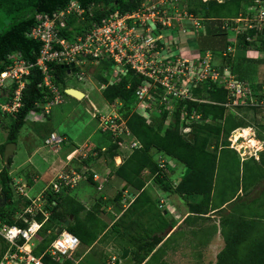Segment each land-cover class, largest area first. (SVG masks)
I'll return each instance as SVG.
<instances>
[{"label":"trees","instance_id":"obj_1","mask_svg":"<svg viewBox=\"0 0 264 264\" xmlns=\"http://www.w3.org/2000/svg\"><path fill=\"white\" fill-rule=\"evenodd\" d=\"M71 1L0 0V73L10 63L8 56L11 53L20 52L26 60L31 62L37 61L42 42L28 36L31 28L37 24V15L39 13L54 15L58 10L67 8ZM75 1L81 8H86L84 16L81 17V15L74 13L67 18V26L59 27V34L71 42L77 35L82 34L85 28L91 27L94 22L101 23L110 13L115 11H120L121 13L133 11L138 9L143 2H146V0ZM185 1L184 9L193 16L200 18L203 26L205 23L204 28L202 26L199 31L205 29V27L208 29L207 32L201 31L196 41H191L190 43L193 48H196L197 54L204 55L207 51L220 54L228 50L231 41L228 39L229 34L227 27H224L225 23L238 17L246 10L247 6L256 3L258 0ZM248 36L252 40H248ZM240 44V47L244 50L251 47L264 50V29H250L246 30L245 33H241L238 40V45ZM182 54L185 55L184 52ZM228 56L231 57L232 55L229 54ZM106 64L111 65L112 63L101 61L98 65L97 73L94 74L95 78L101 83L109 81L107 76L100 74V69L107 68ZM213 66L216 70L219 69L220 73L224 72V69L220 66ZM50 67L54 75V83L65 94V89L68 86H64L62 89L60 84L66 77L65 73L68 72V69L63 64L56 62H51ZM231 68H234L232 62ZM27 78L20 108L11 113L1 112V116H8L11 119L10 123H4V128H7V134L6 141L0 148L2 158L6 143H17L20 131L28 121L29 112L32 109H41L39 108V104H44L48 101V97L53 96L43 84L44 74L39 66H34ZM239 78L243 80L241 77ZM143 81H145L144 75L133 73L129 69V72L118 82L109 84L104 88L102 94L110 103L121 100L123 105H129L137 99L136 90ZM152 85L151 93L155 97L160 94L159 89L162 85L153 81ZM154 85L158 86L156 90ZM253 87L263 89L262 83L260 86L253 85ZM261 91L263 94L260 97L264 98V90ZM192 94L205 100L193 101L188 97H176L177 101L173 110H170L166 103L163 102L160 114L153 113L150 118L141 114L137 109L130 112L126 118L124 117L133 138L139 141L140 145L135 147L123 159V162L116 167L114 173L125 181L124 188L132 187L139 190L140 193L129 209H127V212L113 224V229L121 227L120 225H125L124 218L126 214L133 211L132 209L136 204L142 206L145 203L148 205V203L153 202L150 196L147 195V190L144 189L146 180L143 174L146 171L153 175V181L164 191L178 193L187 199L190 213L196 215L192 216V218L201 217L202 213L209 211L212 192L216 182V170L219 164L218 149H231L237 154V151L230 147L228 138L234 129L243 125V121L235 120L233 115L229 114L226 105L230 100L229 90L225 86H219L215 80L211 79L210 83L203 87L200 85L195 86ZM255 95L258 96L257 92H255ZM153 103L155 104L154 100H152L149 111H151ZM193 112L199 113L201 117L199 119H192L191 115ZM260 112L262 120H259L258 123L264 133V109ZM183 115L185 117L184 120H182ZM48 119L49 116L46 117L45 121H48ZM248 128L245 127L244 129ZM45 132L47 135L44 138V143L45 139L53 131L46 129ZM110 135L112 139L106 145V148L99 147V149L95 148V150H99L98 152L100 153L98 155H106L108 160L113 161L115 156L119 154L118 150L123 138ZM240 135L239 132V135L237 134L236 136ZM249 136H251L250 131L246 133L245 138ZM259 136L260 139H262L261 137L264 138L260 134ZM90 155L84 161L89 160ZM162 159H166V166L164 167L161 166ZM170 159L183 164L185 167V172H180L177 183L171 178V176L174 177L172 173L175 172V168ZM234 161L235 170L236 172L241 170L242 178H240L238 173L237 178H234V183L231 180L229 185L218 184V186L224 188L225 193L229 191L234 192L238 187L236 184L240 180L243 181L244 188L247 189L264 179V150L261 152L258 160L252 157L243 162L242 165L235 156ZM11 163L12 158L10 157L9 164L11 165ZM168 171L171 175L168 174ZM23 174L25 176L23 178L26 179L32 176V174H27V172H23ZM0 179L2 194L6 197V201L0 206V221L9 225L27 226L28 223L25 221V218H30V215L25 213L24 210L27 206L33 204V200L23 196V194H19L20 198L16 199L17 201L15 202L14 192L17 183H15L14 178L10 175L9 167L6 164L0 169ZM89 179L93 181V174L89 175ZM227 179L231 178L225 177L224 180ZM71 190V187H65L60 192H54L51 189L44 191L41 199L44 203V210L48 211V218L44 220L40 230L43 238L34 248L36 254L41 255L45 252L46 248L58 236L56 229L59 226H64V222L71 215H73L71 223L68 227L64 226V229L74 233L80 238L81 242L88 245H91L96 240L98 234L90 227L93 222H102L99 217L100 207L98 206L101 203L98 202L88 209L82 202L72 196ZM225 193H222V195H225ZM119 195L120 193L115 198H119ZM223 197H227V194ZM22 204L25 206L24 208H21ZM37 212L35 218L42 221L45 218L43 212L39 210ZM156 217L158 219L157 222L159 221L157 225L158 230L166 231L169 225L166 216L159 211L156 213ZM262 217L264 215L257 214L253 217L246 213H238L237 211L223 215L221 231L226 245L217 255V264H264V223L258 221L264 220ZM135 221L133 219L130 224L135 223ZM136 223L135 225L140 229V232L144 233V237L149 236L147 242L139 246V250H133L132 259H135L140 264L162 240V237H151L149 232L152 231L150 228L147 229L141 226L144 225L141 221H137ZM79 226H82V228H78ZM105 228L106 226L103 229ZM1 238L3 239V237ZM2 242V247L0 246V258L8 247L5 240ZM48 258L52 257L46 253L44 261L47 263ZM163 263L167 264L165 261ZM61 264H74V262L73 259L65 258Z\"/></svg>","mask_w":264,"mask_h":264},{"label":"built area","instance_id":"obj_2","mask_svg":"<svg viewBox=\"0 0 264 264\" xmlns=\"http://www.w3.org/2000/svg\"><path fill=\"white\" fill-rule=\"evenodd\" d=\"M170 3L168 0H150L148 3L143 2L138 9L133 11L112 12L101 23L94 22L91 27L85 28L83 33L77 35L72 42L59 34V27L67 26V18L74 13L83 17L86 8H81L75 0H72L67 8L58 10L54 15L39 13L36 17L37 24L28 32L29 37L42 42L37 61L26 60L20 52L11 53L8 56L10 63L0 73V90L3 94L1 96H5L7 99L3 105V113L15 112L22 105L23 89L28 80L27 76L31 73V69L34 66H39L43 72V84L53 96L48 97V101L44 104H39L41 109H32L28 114V118L45 120L51 113L52 106L63 101V92L53 80L51 62L67 65L73 63L77 67L90 61L97 63L101 61L110 62L112 64H106L107 68L105 70L106 73H110L112 80L118 74L128 73L129 69L133 73L144 75L145 81L138 86L136 94L139 100L146 99L147 105L141 107L145 111L151 106L152 100H154L151 98L153 85L150 88L148 87V84L152 83V81L158 82L167 88L175 81V77L180 80L185 78L187 73L209 78L212 76L213 72L211 70L213 68L216 71L215 73L224 75L225 71L220 73L219 69L216 70L213 65L211 66L212 51H207L203 56L195 53L197 58L193 57L191 53L184 55L186 56L185 58L182 56V58L178 57L176 59L173 56L160 58L161 50H166L167 45L168 48L170 47V40L167 35L177 34L180 29L185 33L187 32V26L182 23L183 20L191 19L195 25V30H192L195 32H198L203 26L200 18L193 16L186 9H183L182 13L177 12L176 9L173 10V7L169 6ZM180 23L182 27L179 26ZM152 24H154V27ZM224 27L232 31L236 29L237 33H243L248 29H264V1L258 0L256 3L250 4L245 12L226 22ZM247 39L251 40L249 36ZM229 40L231 41V39ZM232 45L235 44H231L228 50L224 51V54L232 51ZM175 61L176 63H174ZM190 63L191 67L196 71L206 65V69L209 70L208 75L195 73L194 70L190 71ZM212 80L216 79L212 78ZM9 81H12L10 89H8L7 85ZM102 87H105V85H102ZM154 87L155 89L158 88L155 85ZM226 87L230 95V100L226 103L227 106L239 105L241 102L247 103L246 97L249 96L251 91L246 81L235 78L229 81ZM176 96L181 97L180 94ZM254 96L258 98V96ZM147 97L149 98L147 99ZM184 97L192 99V93ZM200 117L201 115L196 112L191 115L192 119H199ZM184 118L183 115L182 120ZM100 128L104 131H109L114 137H119L129 132L125 120L116 112L101 115ZM64 138L52 132L45 139V144L58 148L64 142ZM231 141V147L240 153L239 146H237L239 140L237 138L233 140L232 138ZM139 145L138 141H131L128 148L129 153ZM258 150L250 152V154L247 151L241 158H246V154L254 155L258 158ZM86 154L87 152L85 151L83 155L86 156ZM117 159H120V155ZM161 166H166V159L161 160ZM82 177H84V174L76 170L60 171L45 190L51 189L54 192H60L65 187L72 188ZM98 177L97 173L94 174V178L98 179ZM99 188H102V186ZM19 190L22 194H26L21 186ZM38 210L43 211L45 216H48V212L44 210V203L39 199L33 200V204L25 208L24 212H28L35 217ZM25 221H28V219L25 218ZM41 225L42 223L34 218L27 227L0 224V235L8 243L7 250L0 259V264H48L44 261L46 253L54 259L72 257L79 248L81 240L77 235L66 229L58 233V236L43 254L38 255L34 252L35 238ZM115 260L116 257L113 256L110 264L114 263Z\"/></svg>","mask_w":264,"mask_h":264},{"label":"rangeland","instance_id":"obj_3","mask_svg":"<svg viewBox=\"0 0 264 264\" xmlns=\"http://www.w3.org/2000/svg\"><path fill=\"white\" fill-rule=\"evenodd\" d=\"M150 0H147L146 3H148ZM152 1H158V0H152ZM171 2L169 6L173 7V10L176 9L177 12H181L184 9V4L186 3L185 0H168ZM245 12V11H243ZM182 23L186 24L187 32H183L182 29L178 31V33L168 36L169 37V43L170 47L168 48V45L166 46V50H161L160 58H165L167 56L174 57L175 59L178 57H186L182 55V52L187 54H193V57L197 58V51H195V47L193 48L190 43L191 41H196V38L199 34H201V31L207 32L208 29L205 27V29H202L201 31L195 32L194 28L195 25L191 19H185ZM154 27V24H152ZM181 26V23L179 24ZM205 26V23H204ZM203 26V28H204ZM182 27V26H181ZM223 27V26H222ZM194 29V30H192ZM243 30V29H241ZM237 33L236 29L233 31L228 30V39H231L232 45V51L228 52V54H224V52H221L220 54H214L211 52V66L212 65H218L222 69H225V74L221 75L219 73H215L214 69L212 68V77L213 79H216V82L219 86H224L229 81L241 77L243 81H246L248 83V88L251 91L248 97H246L247 103L241 102L239 105H232L227 106L229 114L233 115L235 120H242L243 125L241 127H238V129L231 132V136H229V139L233 138L235 140L237 138L238 144L240 149L239 151L234 152V150L226 149L222 150L221 148L218 149V158H219V164L217 166L216 170V181L220 185H229L230 181L232 180L233 183L235 182L234 178H237L238 173L240 178H242V172L237 171L235 167V156L239 159L241 164L243 165V162L241 161V156L244 155L247 151L255 152L259 148L261 149V142L258 141L259 134L261 136H264L262 128L259 125V120H262V114L260 111L264 109V98L260 97L263 93L261 90L263 89L256 87L254 88L253 85H259L262 83V86H264V50H258L254 47L248 48L244 50L241 48V44L238 45L239 35L241 34ZM195 34V35H194ZM252 40V38H251ZM233 41V42H232ZM232 55L229 57L228 55ZM203 56V55H201ZM181 57V58H182ZM217 61V63H216ZM191 62V61H190ZM231 62L233 65V69L231 68ZM176 63V61L174 62ZM87 64V65H85ZM174 65V64H173ZM206 65H204L199 70H194V68L191 67L190 63V71L194 70L195 73H204L205 75H208L209 70L206 69ZM97 62H86L83 65H78L76 71H72L70 73L66 72L65 78L63 82L60 84L61 88L63 89L64 86H72L78 89H81L85 91L84 93L86 96H82L80 98H76L71 96L70 94L63 93V101L58 104H54L51 109V113L48 115L49 119L48 121L45 120H37L28 118L27 123L22 127L20 131V135L18 137V141L16 143V149L15 153L11 156L12 163L11 165H8L6 162H4L1 154L0 149V169L3 168L4 164H6L9 167V172L12 178H14L15 183L17 181V177L19 175L24 174L23 172H27L32 174L34 172L40 171L41 174L46 171L51 164L53 163L54 159H56L55 162H58L59 160H63L62 158H65V153H67V149L65 148V151L63 152H55L52 149H56L54 147L48 146L44 143V138L47 135L45 132L46 129L49 131H53L56 134L60 136H66L68 143L70 144V148L78 147V150H81L82 153H84V147H82L83 141L86 140L87 137H91L93 140L99 139V141L106 143L105 145H108L111 141V133L109 131H104L99 128L100 126V115H108L115 110L117 113H119L123 118L127 117V115L134 111L138 110L140 111V108L142 106L147 105L146 99H135V101L132 104L129 105H123V102L121 100H116L115 104L112 105L109 101L106 100L104 95L102 94V90L100 88V83L96 80L95 76L93 75L94 72L97 73L98 70ZM92 73V74H90ZM100 74L104 76V69H100ZM124 74H118L115 76L114 82H118ZM204 78L202 75H197L193 73H187L185 78H181L178 80V78L175 77V81L170 84V87L165 88L162 86L159 89V95L153 96L151 94V98L154 99L155 104L152 105L151 111H145L141 110L143 114L147 116V118H150L152 114H160L161 112V104L163 102L166 103L167 107L170 110H173L175 102L177 101L178 94L181 95V98L185 95H190L192 93V90L195 86H205L206 84L210 83V80L212 78ZM202 78V79H200ZM11 82H7L8 89H10ZM152 83L148 84V87L150 88ZM156 90V89H155ZM172 92V93H171ZM255 92L258 94V98L255 97ZM2 91L0 90V145L3 144L6 141V134H7V128H4V123H10V117L8 116H1V112H3V105L6 103L7 99L5 96H1ZM149 97H147L148 99ZM159 98V99H158ZM238 102V101H237ZM164 103V104H165ZM94 104L93 108L89 105ZM243 127H249L248 129H244ZM248 131L251 132V136L248 138H245L246 133ZM240 136H236L237 134ZM243 136V137H242ZM256 137V138H255ZM123 141H125L127 144H130L131 140H135L133 138L132 134H127L122 137ZM240 138V139H239ZM264 139L263 137H261ZM228 139V140H229ZM89 141V140H88ZM231 142V141H230ZM259 142V144H258ZM263 142V141H262ZM7 144V143H6ZM65 146L66 144H62ZM255 146V147H254ZM257 146V147H256ZM81 147V148H80ZM1 148V146H0ZM212 148V147H211ZM228 148V147H226ZM264 149V145L262 147ZM76 150V151H78ZM128 149H125L124 147L120 146V150L118 152L121 154L120 159H124L125 155L128 154ZM75 151V152H76ZM249 152V154H250ZM262 152V151H260ZM249 154H246L247 156H250ZM260 156V153L258 154ZM255 157V156H253ZM82 159V158H81ZM104 159V158H103ZM245 159V158H244ZM243 159V160H244ZM256 160L258 158L255 157ZM105 160V159H104ZM172 163V159H170ZM88 161V160H87ZM80 164L77 163V165ZM114 169H116L113 166ZM177 171L178 169L182 172H185V167L178 165L174 167ZM108 172V169L106 170ZM181 172V173H182ZM168 174L170 172L168 171ZM173 176L171 178L175 180V182L179 181L178 174L179 172L172 173ZM33 175V174H32ZM28 176V175H27ZM22 177V178H23ZM225 177L231 178L224 180ZM148 178V175L145 176V179ZM233 178V179H232ZM117 181L120 183V178L117 177ZM150 181H153L150 180ZM1 183V179H0ZM99 184V183H98ZM153 184V182H152ZM1 186V185H0ZM264 181L262 182L261 186L256 190V195L253 197H248L245 200V197L242 199L244 200L241 203H234L232 205V208H237L239 210V213H246L251 216L264 215V191L263 190ZM16 190L14 192V200L19 199V194H21V191L19 190V186H15ZM159 187V186H158ZM160 188V187H159ZM28 190V189H27ZM110 194L114 195V190L111 192V190H108ZM28 192V191H27ZM72 193L74 194V197H78L81 201H83V204H87V198L86 195L89 194L91 197L93 195H96L98 197L100 195V192L97 190V186L94 184H90L88 181L84 180L80 183L78 187H76ZM103 193H107L104 191ZM160 194H164L163 191L160 192ZM76 195V196H75ZM166 195L170 196L171 193H166L164 198L167 200H164V206H167V202H171L173 198H169ZM76 197V198H77ZM77 198V199H78ZM179 200V198H178ZM85 204V205H86ZM89 206V205H87ZM86 206V207H87ZM144 206V205H142ZM141 205L136 204L135 207H133V211H130L126 217L124 218V224L128 225L132 220L130 219L131 216H129L131 213L135 212L136 214H141L143 211H146L142 208ZM165 206V207H166ZM247 206V207H246ZM251 206V208H249ZM147 208V207H146ZM148 212L146 213V219H144L145 225H141L143 227H146L147 229H154L156 225H158L159 221L157 222L156 219V213L154 212L153 207L148 208ZM238 211V210H237ZM168 218H172V215H168ZM264 218V217H262ZM173 219V218H172ZM264 223V222H263ZM137 224V223H136ZM104 226H106V223L103 221L99 222H93L92 226L90 227L95 233L99 234V232L104 230ZM208 226L207 228H209ZM78 228H82V226H79ZM122 227H115V229L112 228L111 231L105 232L104 237L101 238V241L98 245L94 246L92 250L88 251V247H80L76 251V254L73 256V261L77 262L76 264H108L111 257L113 255L120 256V254L124 251V246H127L128 248H131V245L134 246V243L130 238H128V234L133 232V229H128L127 231H124L121 229ZM199 228V227H198ZM195 228V229H198ZM90 229V230H91ZM136 232L140 233V230L138 228L135 229ZM124 231V232H123ZM211 231V230H210ZM144 236V233H143ZM185 240H190L192 244V253L194 255L186 257L188 255H183V253L178 254L177 256L172 255L170 257V264H217V252L221 249L223 246V243L221 240L215 239L213 243L210 245L211 249L210 252H208L209 257L202 259L201 263H198V254L201 252V246L199 245V242H203V239L206 237V232L204 230H195L193 232H185L181 235L177 236ZM130 240V244L128 245ZM4 241L0 237V246L1 243ZM165 245L163 249L166 247ZM169 246V245H168ZM197 246V247H196ZM2 247V246H1ZM126 247V248H127ZM160 250V253H156L154 257L150 259L148 264H164V263H157V260L160 261V254H164L166 251L169 250L168 248H165L164 250ZM122 251V253H121ZM215 256L211 257L212 255ZM175 256V257H174ZM81 257V258H80ZM186 257V258H185ZM48 264H61L64 262L65 258L61 257L60 260H54L52 258H48ZM179 260L174 262L175 260ZM212 259V260H210ZM58 261V262H57ZM132 253L131 255H128V258L123 260L121 264H133L132 262ZM60 262V263H59ZM135 263V262H134ZM137 264V263H136Z\"/></svg>","mask_w":264,"mask_h":264},{"label":"crops","instance_id":"obj_4","mask_svg":"<svg viewBox=\"0 0 264 264\" xmlns=\"http://www.w3.org/2000/svg\"><path fill=\"white\" fill-rule=\"evenodd\" d=\"M85 96H86V94H85ZM91 106L93 108L94 104H92ZM97 128H99V126ZM64 137H65V140H64L63 144H66V145L65 146L61 145L60 148H56L55 150L52 149L55 152H62V151L64 152L65 148H66L67 153H65L66 155L64 154L65 158H62L63 160H59L58 162H55L56 159H54L51 166L46 171H44L43 174H41L40 171H37V172L32 173L33 175L31 176V178H27V179L22 178L23 176L19 175L17 177L16 183H17V186H21V188L24 189L26 194H23V196L28 197L32 200H35V199L40 200L43 197V193H44L45 189L55 179L57 174L62 169L67 170V171H69L70 169H75V170L86 169L89 172L88 173L89 175L97 173V175L99 176L98 179L93 177V181H91L89 179V177H84L71 190V193H72V191L76 187H78L82 181L86 180L90 184L96 185L97 190L100 192V195L98 197H96V195H93L91 197V195L87 194L86 195L87 204L86 203H85L86 205L84 204L85 206L89 205V206H87V208L90 209L93 205L100 202L102 205L101 204H100L101 206L98 205L100 207L99 217L104 223H106V228L102 231V233H101V231L99 232V234L96 236V240L94 241V243H92L91 245H88L87 243L81 242V246L82 247H84V246L88 247V251H89V250H92L94 248V246H96L100 243L101 238L104 237L105 232L112 230L113 224L123 214H125L127 212V209H129V207L133 204V202L135 201V199L138 196V194L140 193V191L136 190L132 187H128V188L125 187L124 188L125 181L122 180L120 177L119 178H120L121 182L119 183L117 181L118 176L114 173L115 169L113 168V166L116 168L118 165H120L123 162V159L118 160L115 157V159L112 161V160H108L106 155H98V153H100V152H98L99 147H102L103 149L106 148V145H105L106 143L99 141V139L93 140L92 136L87 137L86 140L83 141L84 143L82 144V147H84V152L85 151L87 152V155L84 156L83 153L81 152V150H78L79 149L78 147H73L72 149H69L70 144L68 143L67 137L66 136H64ZM258 141H260L261 144L264 143V140H262V139H258ZM258 144H259V142H258ZM262 147L263 146L261 145V148ZM95 148H98V149H96L97 151L95 150ZM76 150H78V151H76ZM119 150H120V148H119ZM89 155H90L89 160L84 161L85 159L88 158ZM127 155L128 154H126L125 157ZM252 157L253 156H251V155L247 156L244 160L241 158V161L245 162V161L251 159ZM79 162H80V164L77 165V163H79ZM177 164L183 166V164H181L179 162H175V163H173V167L177 166ZM107 169H108V172H106ZM175 172L180 173L181 170L178 169ZM146 175H148L147 179H145ZM178 176H179V174H178ZM143 177L146 180V185H145L144 189L147 190L146 191L147 195L150 196V198L152 199L153 202L148 203V205H147V203H145L144 206H142V208L146 211H143L141 214L140 213L136 214L135 212H133L129 215V216H131L130 217L131 220H133V219L136 220L135 223L128 225L129 222H127V224H125V225H120L122 227L121 229H123L124 231H127L129 228L133 229V232L128 234V238H130V240H132V242L134 243V246H132L130 244V240H129L128 245H131V248L124 246L123 249H126V247H127L130 250L129 255H131V253H132V256H133V254H134L133 250H139V248H140L139 246L142 244L144 245L147 242L149 236L144 237L143 232H140V233L136 232L135 229L138 227L135 224L137 221H141L142 223L145 222L144 219L147 218L146 213L148 212L149 207H153L155 213H157L159 211L162 212L166 216V219L169 222V225H168V228L166 229V231L158 230L157 225L155 226L154 229H151L152 232H149L151 237L159 236V237H162V240L154 247V249L151 251V253H149L147 255L146 259L140 264H148L150 259L152 257H154L156 255V253H158V252L160 253V250H162L165 245H167L165 248L169 247V250L166 251L164 254L159 255L160 261L158 259L157 263H163L165 261V263L170 264V257L172 255L177 256L180 253H183V255H188L186 257H190V256L194 255L192 253L193 247L191 244L193 242H191L189 239L185 240V239H182V238L177 237V236H179L182 233H185L187 231L193 232L195 230H200V229L204 230L206 232V237L203 239V242H199V245L201 246L202 249H201L200 254L196 255V256H198V259H197L198 263H201L202 262L201 260L204 259V257H206V258L209 257L208 252H210V249H211L210 245L213 243V241H215V239L221 240V242L223 243V246L217 252V255H218V253L226 245L225 238H224L222 231H221L223 215H226V214L231 213V212H236L237 210H238L237 212L239 213L240 208L239 209L237 208V210H235V208H232V205L234 203H241V205H242V202L244 201L242 199L243 197H245V200H249V199H247L248 197H253L254 195H256L254 193H256V190H258V188L261 186L262 182L264 181V179H263L260 182H257L254 186H251V187L245 189L244 185H243V181L240 180L239 183L236 184L238 186L237 189H235L234 192L229 191L228 193H225L224 188H221L220 186H218V183L216 181L214 188H213V192H212V198H211V204H210L209 211L207 213H202L201 217L192 218V216L194 217L196 215H194V213H190L189 203H188L187 199H185L183 196H181L178 193L167 192V191H164L162 188H159L158 185L154 181H150L153 179V175H151L148 171H146L143 174ZM152 182H153V184H152ZM0 185H1V183H0ZM100 186H102V188H99ZM108 190H111V192L114 190L113 197ZM263 190H264V186H263ZM104 191H106L107 193H103ZM161 191H163L164 194H160ZM1 193H2V187L0 186V194ZM118 193H120L119 198H115V196ZM166 193H171L170 196H168V195H166V196L169 198H173V200L171 202H167V206L165 205L166 206L165 207L164 206V200H167V199H165L164 196ZM222 193H225V195H222ZM226 194H227V197H223V196H226ZM73 195L74 194L72 193V196ZM178 198H179V200H178ZM77 200H79L80 202H83L79 198ZM152 204H154V205L151 206ZM1 205L2 204H0V206ZM21 206H22L21 208L25 207L23 204ZM19 215H18V217H19ZM168 215H172L173 219L172 218L169 219ZM72 218H73V215H71L69 218L70 223H71ZM156 219H157V217H156ZM250 219H255V218H250ZM258 221L264 222V220H258ZM143 224L145 225V223H143ZM64 226H65V222H64ZM64 226H59V227H62V229L64 230ZM208 226H210V227L207 228ZM65 227H68V226H65ZM195 228H198V229H195ZM57 229H56V233H57ZM42 238H43V236L39 232V234L35 238L36 246L42 240ZM52 242H51V244H52ZM47 249L48 248H46V250ZM76 251H75L74 255L76 254ZM121 253H122V251H121ZM113 256H115V255H113ZM213 256H215V253L211 257H213ZM192 258H193V256H192ZM217 258L218 257H216V259ZM132 260L134 261L135 259H132ZM174 260H175L174 262L179 261L176 259H174ZM210 260H212V259H210ZM76 263L77 262L75 261L74 264H76ZM133 264H135V263L133 262Z\"/></svg>","mask_w":264,"mask_h":264},{"label":"clouds","instance_id":"obj_5","mask_svg":"<svg viewBox=\"0 0 264 264\" xmlns=\"http://www.w3.org/2000/svg\"><path fill=\"white\" fill-rule=\"evenodd\" d=\"M204 1H206V0H204ZM219 1V0H218ZM248 30H250V29H248ZM243 33H245V31L243 32ZM238 43V42H237ZM227 55V54H226ZM61 64V63H60ZM73 64V63H72ZM100 63H97V66L99 65ZM65 67H66V65L67 64H63ZM87 65V64H86ZM69 66V69H72L70 72H72V71H76L77 70V66L74 64V67H71V65H68ZM226 69V68H225ZM225 69H224V71H225ZM233 70V69H232ZM69 71H68V73H70ZM96 72H94L93 73V75L95 74ZM224 73V72H223ZM90 74H92V73H90ZM127 73H125L124 75H126ZM104 76H107L108 78H109V81L106 83V82H104V83H101V82H99L97 79V81L100 83V88H101V90H103L104 88H106L109 84H112V83H114V80H115V78H114V80H112L111 78H110V73H106V70L104 69ZM237 79H239V80H241L240 78H237ZM216 81V80H215ZM243 81V80H242ZM102 85H105V87H102ZM227 85V84H226ZM226 85H224L225 87H226ZM69 87H72V86H68L67 88H69ZM66 88V89H67ZM72 88H75V87H72ZM227 88V87H226ZM66 89H65V92H66ZM78 89V88H77ZM138 89V88H137ZM228 89V88H227ZM81 90V89H80ZM83 91V90H82ZM84 92V91H83ZM67 94H69L68 92H66ZM71 95V94H70ZM137 95V94H136ZM72 96V95H71ZM74 97V96H73ZM190 100H193V101H204L205 99H201V98H198V97H195L193 94H192V99L191 98H189ZM61 103V102H60ZM113 104H115V103H112V105ZM141 108H140V113L141 114H143V112H141ZM147 111H149V108L146 110V112ZM114 112H116L117 113V111L115 110ZM119 114V113H118ZM143 115H145V114H143ZM119 116H121L120 114H119ZM146 116V115H145ZM122 117V116H121ZM100 118V117H99ZM123 118V117H122ZM124 120H125V122H126V119L125 118H123ZM126 126H127V122H126ZM128 127V126H127ZM241 127V126H240ZM99 128H100V126H99ZM245 127H243V129H244ZM129 129V128H128ZM236 129H238V127L236 128ZM236 129H234V130H236ZM233 130V131H234ZM232 131V132H233ZM131 133V131L129 130V132L128 133H125L124 135H121V136H119L121 139H122V137L123 136H125V135H127V134H130ZM231 136V135H230ZM243 137V136H242ZM256 138V137H255ZM229 139V138H228ZM258 139H260L259 137H258ZM136 140V139H135ZM131 141H133V140H131ZM130 141V142H131ZM137 141V140H136ZM229 141H231V139H229ZM123 142V144H120V146H122V147H124L125 149H128L129 148V146H130V144H127L126 142H124V141H122ZM139 142V141H138ZM232 142V141H231ZM231 142H230V147H231ZM62 145V144H61ZM263 145H264V143H263ZM58 148H60V147H58ZM231 148H233V147H231ZM105 149V148H104ZM233 149H235V148H233ZM262 150H258V154L260 153L261 154V152L260 151H263L264 149L263 148H261ZM236 150V149H235ZM128 151V150H127ZM237 151V150H236ZM128 154H129V152H128ZM87 155V154H86ZM121 156V154L119 153L118 155H116L115 157H116V159H117V157L118 156ZM254 156V155H253ZM256 157V156H255ZM259 157L260 156H258V159H259ZM64 169H62L61 171H63ZM73 170H75V169H70L69 171H73ZM66 171V170H65ZM77 172H80V173H83L84 174V177H89V172L86 170V169H84V170H76ZM84 177H82L80 180H82ZM93 177H94V174H93ZM56 178V177H55ZM79 180V181H80ZM78 181V182H79ZM76 186V185H75ZM74 186V187H75ZM20 187V186H19ZM74 187H72V188H74ZM40 200H42V199H40ZM43 202V201H42ZM28 207V206H27ZM26 207V208H27ZM46 211V210H45ZM43 212V211H42ZM48 212V211H47ZM26 213H28V212H26ZM29 214V213H28ZM43 214H44V212H43ZM30 215V218H27L28 219V221H26L27 223H28V225H29V222L30 221H32L33 220V218L34 219H36L35 217H33V216H31V214H29ZM44 216H45V214H44ZM48 218V216H45V218L42 220V221H40V220H37L38 222H40V223H42V225L40 226V228L38 229V231H37V235L39 234V232H40V230H41V228H42V226H43V223H44V220H46ZM0 224H7V223H2L1 221H0ZM7 225H9V224H7ZM12 225H15V224H12ZM27 225V226H28ZM15 226H18V225H15ZM27 226H25V227H27ZM19 227H21V226H19ZM63 229H61V231H62ZM67 230V229H66ZM60 231V232H61ZM69 231V230H68ZM59 232V233H60ZM56 234H58V233H56ZM1 236V235H0ZM2 237V236H1ZM4 239V238H3ZM5 240V239H4ZM5 242L7 243V241L5 240ZM7 245H8V243H7ZM80 245H81V243H80ZM36 247V244H35V246H34V248ZM34 248H33V250H34ZM7 250V249H6ZM5 250V251H6ZM5 253V252H4ZM4 253H3V255H4ZM75 253V252H74ZM2 255V256H3ZM1 256V257H2ZM73 256H74V254L72 255V257H68V258H70V259H73ZM120 256H121V254H120ZM120 256H115L116 257V260L120 257ZM113 257V256H112ZM112 257H111V259H112ZM128 258V257H127ZM126 258V259H127ZM1 259V258H0ZM54 259V258H53ZM111 259H110V261H111ZM54 260H60V259H54ZM116 260H115V262H116ZM110 261L108 262V264H110ZM114 262V263H115ZM122 262V261H121ZM121 262H120V264H121ZM134 262H135V264L137 263V261L136 260H134ZM47 263V262H46ZM114 263H112V264H114ZM138 264V263H137Z\"/></svg>","mask_w":264,"mask_h":264},{"label":"water","instance_id":"obj_6","mask_svg":"<svg viewBox=\"0 0 264 264\" xmlns=\"http://www.w3.org/2000/svg\"><path fill=\"white\" fill-rule=\"evenodd\" d=\"M71 67H74V64H71ZM66 68L68 69L69 72L72 70V69H69L68 65H66ZM66 92H68L69 94H71L72 96L76 98H80L85 95L82 90L77 89V88H72V87L67 88ZM89 106L91 107V105ZM15 149H16V142H8L5 146L3 159H4V162H6L8 165H10L9 158L15 153ZM5 201H6V197L4 194L1 193L0 194V204H3ZM69 224H70V219L65 221V226H69ZM61 229L62 227H59L57 229V233H59ZM129 251L130 250L128 248L124 249L123 253L116 260L114 264H120L121 261L125 260L129 255Z\"/></svg>","mask_w":264,"mask_h":264},{"label":"bare ground","instance_id":"obj_7","mask_svg":"<svg viewBox=\"0 0 264 264\" xmlns=\"http://www.w3.org/2000/svg\"><path fill=\"white\" fill-rule=\"evenodd\" d=\"M250 152V151H249Z\"/></svg>","mask_w":264,"mask_h":264}]
</instances>
